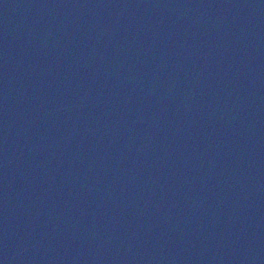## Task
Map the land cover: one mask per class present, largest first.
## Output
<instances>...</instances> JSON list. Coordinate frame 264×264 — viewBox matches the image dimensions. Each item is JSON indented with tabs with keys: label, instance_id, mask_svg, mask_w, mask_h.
Wrapping results in <instances>:
<instances>
[{
	"label": "water",
	"instance_id": "obj_1",
	"mask_svg": "<svg viewBox=\"0 0 264 264\" xmlns=\"http://www.w3.org/2000/svg\"><path fill=\"white\" fill-rule=\"evenodd\" d=\"M0 264H264V0H0Z\"/></svg>",
	"mask_w": 264,
	"mask_h": 264
}]
</instances>
